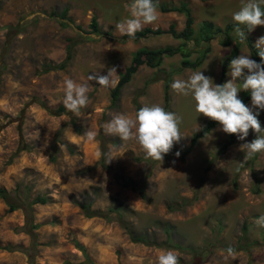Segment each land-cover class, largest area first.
<instances>
[{"label":"rangeland","instance_id":"374dc122","mask_svg":"<svg viewBox=\"0 0 264 264\" xmlns=\"http://www.w3.org/2000/svg\"><path fill=\"white\" fill-rule=\"evenodd\" d=\"M154 2L190 9L194 35L185 44L190 60L210 47L203 64L191 71H202L214 84L222 60L237 43L238 56H250L234 29L227 41L224 35L200 40L204 22L235 28L232 16L242 0ZM127 3L0 1V189L22 207L9 212L0 198V264L82 263L85 258L94 264H156L160 250L178 252L180 264H264V228L254 222L264 215V153L245 159L239 150L256 134L250 129L245 140L235 134L234 144L221 153L227 134L218 124L190 147L192 135L209 118L195 111L190 95L171 88L175 79L190 75V69H180L179 54L165 57L159 68L140 66L112 104L110 92L138 50L183 44L165 31L173 26L180 32L184 15L159 9L157 21L142 29L165 33L121 41L115 26L129 17ZM93 16L101 33L111 37L91 30ZM248 34L255 45L264 26ZM68 48L71 59L58 68ZM113 68L106 87L89 79L107 76ZM229 71L224 83L231 79ZM65 77L88 86L89 102L78 113L63 104ZM248 92H238V98ZM153 104L182 118L183 138L163 161L146 158L135 141H121L103 128L115 114H133ZM246 105L251 107V101ZM253 111H259L264 129V110ZM89 129L96 132L92 141L83 136ZM128 181L145 197L125 185ZM79 204L90 205L98 215L86 217ZM229 246L238 253L234 259H225L221 251Z\"/></svg>","mask_w":264,"mask_h":264},{"label":"clouds","instance_id":"9594fccd","mask_svg":"<svg viewBox=\"0 0 264 264\" xmlns=\"http://www.w3.org/2000/svg\"><path fill=\"white\" fill-rule=\"evenodd\" d=\"M261 4H264V0H242L239 11L233 14L232 19L236 24L234 34L241 43L247 41L245 30L250 33L257 26H264V8ZM124 7L129 17L115 27L122 35L132 38L144 25L157 21L159 16L158 3L154 0H130ZM254 47L261 62L257 63L251 56L244 54L233 58L229 63L228 73L231 79L223 85L214 84L202 71L191 70L186 79H175L171 84L172 90L177 94L185 97L190 95L195 102V111L217 122L224 133L238 134L240 140H245L250 129L256 134L254 140L240 146L239 150L245 153V159L264 153V129L258 119L259 111H253L264 110V36L257 39ZM113 72L116 73L114 68L108 71L107 76H90L89 79L106 87ZM61 87L64 92L63 104L67 110L78 113L87 106L89 101L86 84L65 77ZM242 90L250 92L251 107L238 98V92ZM181 122L182 118L175 113L153 104L144 105L133 114H115L103 128L106 134L116 135L121 141H135L146 158L163 161L164 155L171 151L174 143L183 138L179 128ZM83 136L92 141L96 132L89 129ZM176 155L178 157L180 153L177 152ZM254 222L258 227L264 228V215H260ZM221 251L225 254V259H234L238 255L231 246ZM179 255L175 250H160L156 264H180Z\"/></svg>","mask_w":264,"mask_h":264},{"label":"trees","instance_id":"16d2710c","mask_svg":"<svg viewBox=\"0 0 264 264\" xmlns=\"http://www.w3.org/2000/svg\"><path fill=\"white\" fill-rule=\"evenodd\" d=\"M200 1L205 2V1H213V0H200ZM158 9L163 13L177 12L179 14L184 15V18H185L184 28L180 32H177L173 26H170L169 29L165 31L166 33L170 34L173 38L181 40L183 44L181 47L176 48V49L172 47H166L163 49H140L138 50L132 57L130 65L122 73L116 86L110 92L112 104H114L118 100L121 89L124 87L125 84H127L131 80L132 76L136 73L137 69L140 66L145 65L149 68H159L165 57H171L176 54H179L181 57L180 69L196 70L198 67H200L203 64L206 56L210 52V47L207 45L205 48L198 51V56L195 58V60L193 61L190 60L191 51L185 48L186 47L185 44L188 41H190L194 35V30H193L194 20H193L191 11L187 7L186 4L182 3L178 7H166L163 5H158ZM61 17L62 19H66L67 17L66 9L63 11ZM90 28L93 32L97 34H104L107 37H111V35L108 33H101V31L98 29L97 19L95 16L91 18ZM233 29H234V25L232 23H228L226 27L224 28V30H222L220 28H215L213 23L211 22H204L200 28V34H201L200 40L204 43H208L211 40L215 39V36L224 35L226 36V41H227L228 32L232 31ZM165 32L160 29L153 30L151 28H144L136 32L134 38L129 37L127 35H121L119 39L121 41H138L142 38H146L148 36H153V35H161ZM245 32H246V38H247V41L245 43L249 49L251 59H253L257 63H260L261 62L260 57L257 54V49L254 47L252 38L249 36L247 30H245ZM229 42L230 41L225 42L223 44L228 45ZM237 56H238V43L230 50L229 54L222 60L220 64V73H219V79H218L217 85L224 84L226 75H227V70L229 68V63L233 58ZM70 59H71V54H70V49L68 48L67 57L58 66V68H61V69L64 68ZM167 99H168V84L165 85V101H167ZM240 99L245 104L250 102L251 101L250 92L246 93ZM217 125H218L217 122L211 119H208L205 125L202 127V129L198 133H195L192 135L190 147H193L196 144L198 139L203 138L206 134H208L211 130H213ZM234 141H235V134H232V135L227 134V141L222 145L221 150H220L221 153H224V151L227 148L232 146L234 144ZM184 154H186V152ZM50 160L54 162L55 158L52 156ZM125 185L130 186L134 190H137L141 198L145 197L144 190L142 188H137L133 183L129 181L126 182ZM0 198L6 202L9 212H12L18 208H22L21 205H18L11 201L9 193L4 189H0ZM36 202L43 204L45 201L43 199L37 198ZM79 207L84 212L86 217L91 218V217L98 215L97 212L90 210V205L88 204H79ZM81 250L83 249L81 248ZM63 264H94V263L90 259L85 258L84 262L82 263H72L69 261H65Z\"/></svg>","mask_w":264,"mask_h":264}]
</instances>
